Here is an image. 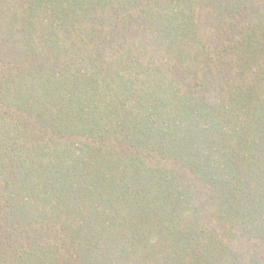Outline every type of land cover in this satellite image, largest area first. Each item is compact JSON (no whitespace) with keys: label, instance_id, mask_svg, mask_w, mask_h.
<instances>
[{"label":"trees","instance_id":"obj_1","mask_svg":"<svg viewBox=\"0 0 264 264\" xmlns=\"http://www.w3.org/2000/svg\"><path fill=\"white\" fill-rule=\"evenodd\" d=\"M0 264H264V0H0Z\"/></svg>","mask_w":264,"mask_h":264},{"label":"rangeland","instance_id":"obj_2","mask_svg":"<svg viewBox=\"0 0 264 264\" xmlns=\"http://www.w3.org/2000/svg\"><path fill=\"white\" fill-rule=\"evenodd\" d=\"M107 190L111 192V181H110V185H107Z\"/></svg>","mask_w":264,"mask_h":264}]
</instances>
